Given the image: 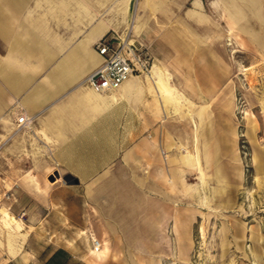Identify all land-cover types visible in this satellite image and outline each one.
Segmentation results:
<instances>
[{
    "label": "crops",
    "instance_id": "obj_1",
    "mask_svg": "<svg viewBox=\"0 0 264 264\" xmlns=\"http://www.w3.org/2000/svg\"><path fill=\"white\" fill-rule=\"evenodd\" d=\"M129 29L152 55L150 72L179 96L177 109L144 72L101 96L83 94L91 88L83 79L102 62L95 42ZM243 54L264 59V0H0V152L4 141L13 151L12 185L0 205L12 213L15 192L40 196L43 219L53 205L75 215L100 264L133 261L137 247L156 261L189 240L196 198L210 205V195L224 189L213 193L207 168L220 165L219 151L230 146L222 125L241 86L235 72L251 67L238 60ZM22 112L34 119L15 133ZM196 150L208 182L202 195L191 182ZM67 173L81 184L62 183ZM214 176L222 183L220 168ZM92 238L102 242L96 253ZM3 255L0 264H13L16 257ZM19 256L35 263L28 252Z\"/></svg>",
    "mask_w": 264,
    "mask_h": 264
},
{
    "label": "rangeland",
    "instance_id": "obj_2",
    "mask_svg": "<svg viewBox=\"0 0 264 264\" xmlns=\"http://www.w3.org/2000/svg\"><path fill=\"white\" fill-rule=\"evenodd\" d=\"M238 60L243 66L251 67L246 73L238 68L234 75L241 86L233 111L222 125L227 130L226 140L230 146L219 151L220 165L207 168L213 193L214 187L224 189L210 195V205L196 198L197 216L189 240L167 247L156 261L151 260V256L145 257L137 247L134 260L125 264H264V162L258 168L253 157L255 152L264 157V59L260 61L243 54ZM6 146L7 141H4L0 152V193L7 189L8 176L13 173V151H7ZM218 168L222 171V183L214 176ZM55 174L47 179L55 181ZM62 178V183L72 188L81 184L73 173ZM195 181L191 178L192 183ZM42 199L40 196L34 198L37 206L32 203L34 200H27L17 192L13 196L11 211L23 219L29 231L27 238L23 225V234L18 238L29 260L36 264H52L48 260L59 255L60 264H100L102 257L89 254L90 242L75 229V215L59 213L63 207L53 205L50 215L43 219L46 213L42 209ZM48 209L46 207L45 212ZM6 235L7 231L0 230L1 238ZM0 249L4 253L3 248ZM3 256L5 261L6 254ZM24 259L18 256L13 264H21Z\"/></svg>",
    "mask_w": 264,
    "mask_h": 264
},
{
    "label": "built area",
    "instance_id": "obj_3",
    "mask_svg": "<svg viewBox=\"0 0 264 264\" xmlns=\"http://www.w3.org/2000/svg\"><path fill=\"white\" fill-rule=\"evenodd\" d=\"M95 48L102 56V62L82 81L95 91L114 90L131 74L147 73L151 69L152 55L148 47L131 40L130 29L124 36H118L115 39L111 37L98 39L95 42ZM33 119L34 115L22 112L17 117L16 130L21 131L27 128L32 124ZM91 243L95 251H99L102 247V242L97 238H92Z\"/></svg>",
    "mask_w": 264,
    "mask_h": 264
},
{
    "label": "bare ground",
    "instance_id": "obj_4",
    "mask_svg": "<svg viewBox=\"0 0 264 264\" xmlns=\"http://www.w3.org/2000/svg\"><path fill=\"white\" fill-rule=\"evenodd\" d=\"M150 71H151V69H150ZM150 71L147 72L148 76L152 77V78L154 77L157 80V85L160 88L161 93H162L163 97L165 98V100L166 101L175 102V108L177 109V107L181 104V100H180L179 96H177V94H174L172 92L171 86L169 85V83L167 82V80L164 78L163 75L158 74L156 76V75H154L153 71L152 72H150ZM83 94L89 95V97H90V95H97L98 96V95L101 94V92L95 91V90H93L90 87H86L85 89H83ZM101 104H102V102H101ZM16 129H17V127L15 125L14 126V132L15 133L18 132V130H16ZM12 135H13V130H12ZM195 157H196V161H197L198 174L195 177L196 181H195L194 187H195L196 192H198V193H200L202 195L201 191L205 190L207 188L208 182L206 180L207 178L205 179L204 176H203L205 174H202V169H201L200 160H199V150L195 151ZM253 157L255 159H257V161H258L257 162V167L260 168V165H262V161L260 160L261 158H260L259 153L255 152ZM255 180H256V178H255ZM257 181H259V178H257ZM202 199H203V201L205 200V202H207L208 194L204 195V197ZM22 225H23V221L20 220V218L18 219V217L13 215V213H11L10 210L7 207L0 205V230L8 232V235L3 236L2 238L0 237V247L3 248L4 253L7 256H9V257H17L20 254H22V252H23L21 241L18 240V238L23 234V232H22V227L23 226ZM91 251L94 252V253L98 252V251H95L93 248H91Z\"/></svg>",
    "mask_w": 264,
    "mask_h": 264
},
{
    "label": "trees",
    "instance_id": "obj_5",
    "mask_svg": "<svg viewBox=\"0 0 264 264\" xmlns=\"http://www.w3.org/2000/svg\"><path fill=\"white\" fill-rule=\"evenodd\" d=\"M52 258V257H51ZM60 264V263H59Z\"/></svg>",
    "mask_w": 264,
    "mask_h": 264
}]
</instances>
